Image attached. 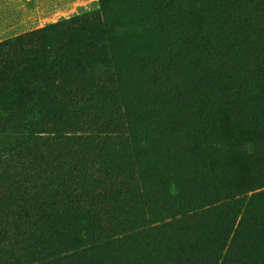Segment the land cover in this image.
Listing matches in <instances>:
<instances>
[{
  "label": "rangeland",
  "instance_id": "374dc122",
  "mask_svg": "<svg viewBox=\"0 0 264 264\" xmlns=\"http://www.w3.org/2000/svg\"><path fill=\"white\" fill-rule=\"evenodd\" d=\"M254 2L0 0V99L36 59L46 64L32 70L19 104L0 112V264H191L190 250L197 264H226L236 254L244 209L234 208L227 228L233 210L219 193L227 171L198 147L208 123L197 98L227 108L209 128L231 143L246 189L234 199L246 203L264 191L251 172L264 177V150L254 148L264 137L222 100L231 97L222 87L237 73L257 79L256 60L240 54L264 38L236 23L256 18ZM106 21L137 30L109 36L99 30ZM198 26L214 33L206 49L223 67L192 65ZM198 72L222 85L203 93ZM238 127L255 135L240 142ZM240 257L264 264V235Z\"/></svg>",
  "mask_w": 264,
  "mask_h": 264
},
{
  "label": "trees",
  "instance_id": "16d2710c",
  "mask_svg": "<svg viewBox=\"0 0 264 264\" xmlns=\"http://www.w3.org/2000/svg\"><path fill=\"white\" fill-rule=\"evenodd\" d=\"M255 16L256 18L246 19L241 18L236 23L239 25L240 30L247 32V34H252L256 39L264 38V28H259V25L264 20V0H255ZM169 15V11L166 10L163 14V18ZM169 17V16H168ZM99 30H104V32L109 36H118L125 35L127 32H134L137 30L136 25H113L112 23L106 21L102 26L99 27ZM202 30L204 32H201ZM214 33L211 32L207 27H197V30L193 31L192 39H190V50L188 51V55L192 60V65L196 68H200L202 66H215V64L224 66V62H221L220 55H212L210 56V52H207V47L210 42L214 41ZM247 42V40H245ZM84 44V42L78 41L74 45L75 50H79V45ZM245 47V46H244ZM243 51V47L241 48ZM253 52V53H252ZM242 57L249 56L250 58L256 60L254 67L256 68L255 74L257 75V79L248 81L247 79H242L239 73L236 75V79L231 82L230 85H227L226 81H223L224 91H230L231 97L225 101V103H232L231 106L238 111V113H244L242 115L243 119L253 120V124L251 127L257 128V134H260L264 137V41L262 42H254L253 44L249 43V46L246 47L245 51L240 54ZM72 52L70 51L67 54L68 58H71ZM34 68H43L46 69L45 61L42 59H36L28 68L27 71L20 72L15 80L12 90L5 97L0 99V112L5 113L6 111L16 107L21 99V96L24 91L26 80L29 78L32 70ZM254 74V76H255ZM238 76V77H237ZM194 82L197 84L199 88H202V92L204 93L205 88L213 87L218 82L219 85H222V82L219 79L214 77H210L209 75L205 76V73L198 72L194 76ZM219 89V88H218ZM258 90V91H255ZM231 100V101H230ZM199 104L202 105L200 108V112L204 115V121L208 123V126L205 128L203 132V136L198 140V147H200L203 151L208 153V157L213 155L215 159V164L217 166V162L220 161L221 165H223L227 171V173L219 179L220 191L219 193L224 196L223 200H228V202L223 206L226 209H231V212L226 217V226L232 223V220L237 218V214L234 212L235 207H239L244 209V213L242 215L243 219L240 220L239 228L235 233L236 236V246L234 251L236 254H227L226 256V264H243L241 263V258L238 260L240 255L246 254L248 247L255 243V240L262 237L264 235V191H260L252 194L248 201L245 203V198L242 199H234V197L242 195L246 192V189H241L240 185L235 181V174L233 172L232 166V148L231 143L227 141V139L219 136L217 131H213L212 128H209L210 125L215 126L217 123L222 122L227 116L226 112L227 108L221 104V102L214 103L210 100V96L205 94L204 96H200V99L197 98ZM217 106V107H216ZM230 108V107H228ZM240 142H247L251 138H253V132L248 131L245 128H240ZM258 137L256 136L255 139ZM236 143V140L232 141ZM260 143H264V140H260L255 145V150L258 152H262L264 147L262 148ZM253 156V155H252ZM254 160V159H253ZM244 161L240 162L237 160L235 163L237 168L246 169ZM257 164V161H251L250 165L254 167ZM258 170L254 167L251 172L258 173L260 179L264 178L261 172H257ZM249 174L251 172L247 170ZM252 175V174H251ZM253 190V189H252ZM250 191V190H249ZM236 211V210H235ZM247 218V219H246ZM246 225L244 226V224ZM169 225V224H168ZM242 233V234H241ZM241 234V235H240ZM214 239V238H212ZM234 240V241H235ZM176 244L175 248L179 250V242L174 240L173 242ZM212 244L217 245L218 242ZM197 252H192L191 250L187 253V259H192L191 264H197L193 259L194 254H198ZM172 253V251H170Z\"/></svg>",
  "mask_w": 264,
  "mask_h": 264
}]
</instances>
